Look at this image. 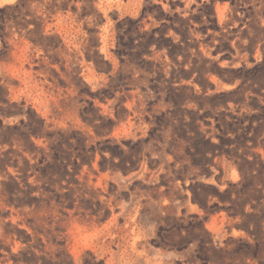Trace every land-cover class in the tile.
I'll return each mask as SVG.
<instances>
[{"label": "rangeland", "instance_id": "rangeland-1", "mask_svg": "<svg viewBox=\"0 0 264 264\" xmlns=\"http://www.w3.org/2000/svg\"><path fill=\"white\" fill-rule=\"evenodd\" d=\"M0 14V264H264V0Z\"/></svg>", "mask_w": 264, "mask_h": 264}, {"label": "trees", "instance_id": "trees-1", "mask_svg": "<svg viewBox=\"0 0 264 264\" xmlns=\"http://www.w3.org/2000/svg\"><path fill=\"white\" fill-rule=\"evenodd\" d=\"M25 2H26V0H19L15 5L5 6V7L0 9V13L3 12V10H5V9L18 10L19 8H21V6L25 5ZM62 6L66 7L67 3H64ZM9 18H10L9 16H5L4 14H0V38H1V40H5L6 36H8L7 32H4V28H5L6 22L8 21ZM224 70L228 71V69H224ZM3 113L4 112H1V115ZM12 113H16V112H12ZM227 115L230 116L229 120H226V118H225L226 115H223L222 118H221V122L225 126H227L225 128V130L237 131V130L242 129L244 131H249V129L251 128V121H252L251 118H248L247 116H239L237 114H230V113L227 114ZM245 121H248V124L245 125L244 124ZM253 146H255V147L257 146L256 140L253 141ZM55 161H56V158H55ZM5 163H6L5 160L0 158V165L4 166ZM49 165H51V164H49ZM239 171H240V173L242 175L244 174V171H243L242 167H240V166H239ZM260 172L264 173V166L263 165L261 166ZM244 176H245V174H244ZM24 182H25V185L27 186V189L26 190H22V191L20 190L22 194H21V196L17 197L18 201H21L22 199H26L27 200V198H30L29 196H30L32 190L33 189H37V187H31L26 182V178H24ZM55 182H57V180H54L52 177H49L46 180H44L43 183H42L43 191L49 190V186L53 185ZM16 184H19V183L16 182ZM42 194L43 193H40V195H42ZM193 201H195V200L193 199ZM27 202H29V201H27ZM70 203L71 204H70L69 207H73V200H70Z\"/></svg>", "mask_w": 264, "mask_h": 264}]
</instances>
